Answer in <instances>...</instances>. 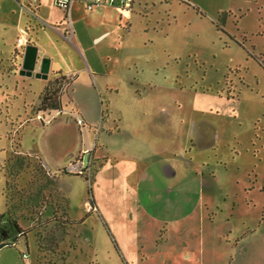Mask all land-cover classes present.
<instances>
[{
    "label": "rangeland",
    "instance_id": "obj_1",
    "mask_svg": "<svg viewBox=\"0 0 264 264\" xmlns=\"http://www.w3.org/2000/svg\"><path fill=\"white\" fill-rule=\"evenodd\" d=\"M40 3L22 18L40 59L66 72L93 50L114 68L76 70L62 111L41 112L48 80L17 74L15 42L0 215L35 221L0 264H264V0ZM66 21L70 40L52 31ZM0 22L10 35L17 17L0 8Z\"/></svg>",
    "mask_w": 264,
    "mask_h": 264
},
{
    "label": "crops",
    "instance_id": "obj_2",
    "mask_svg": "<svg viewBox=\"0 0 264 264\" xmlns=\"http://www.w3.org/2000/svg\"><path fill=\"white\" fill-rule=\"evenodd\" d=\"M83 0H76V2H82ZM51 2V0H50ZM75 1L70 5L68 12L71 11L74 8V4L76 3ZM9 8V12L11 15H15V18L17 17V23L15 25L14 30H12V32H10L9 35V29L6 27V25L2 22H0V24L2 23V25H0V65H2L0 67V73H4L2 75H7L9 74L10 76H14V68L11 69V71H7L8 68H6L10 62V55H11V51L14 48V44L16 42V37L17 36H26L27 34H25L23 29H27V27L25 25H22V18L27 17L29 20V15L27 13H29V10H33V12H35L34 10H38L41 7V3L40 0H0V8ZM101 7V6H99ZM98 8V7H97ZM34 22V21H33ZM36 23V22H34ZM37 25V24H35ZM39 29L42 27L38 26ZM56 27V29L54 28ZM52 27V31L58 35L61 36L62 32L60 27L57 26H53ZM103 33H101L102 35ZM100 35V36H101ZM9 38L8 41H6ZM62 37V36H61ZM99 36L95 37L94 40H98ZM37 40V39H36ZM36 40L33 42L30 40V38L28 37V43L29 44H33V45H37ZM8 48L6 50H2L3 47H7ZM38 51H39V47L37 46ZM90 51V50H87ZM92 54H94L96 56V60L93 58H85V63L82 62V64L79 65H75V68L73 69L72 67L74 66V64L72 65V67L69 66V70H67L65 72V70L62 69V67L60 66V64L58 62H55V60H53V57L50 56V63H49V73H48V77L46 80L48 81H53L54 79H58L59 76H63L64 78H68L69 80V87L70 90H72L71 87H75L74 82H75V78H76V70H80L83 73H86L87 75L89 74L90 76H88V78L93 79V75H95V73L97 74V71H100L102 74L101 76H105L108 77V75L110 74L109 72H111V70H113V65H109L108 63H106V65H103L101 63V60L99 59V57L96 55L95 51L91 50ZM39 53V52H38ZM82 53H83V49H82ZM15 64V63H14ZM99 64V65H98ZM16 65V64H15ZM19 67V66H18ZM53 67L56 68L54 71ZM6 68V69H5ZM5 69V71H3ZM19 69V68H18ZM52 72V73H50ZM55 73V74H54ZM94 80V79H93ZM95 81V80H94ZM106 88L108 87L107 83H106ZM44 88V87H43ZM111 135V134H110ZM184 151V148L182 149ZM181 150V151H182ZM172 156H175V153H172ZM190 160H188L189 162ZM192 162V161H191ZM191 164H194L193 162ZM144 167L140 168V172L144 171ZM145 173V172H144ZM3 212H1L2 215ZM263 221V220H262Z\"/></svg>",
    "mask_w": 264,
    "mask_h": 264
},
{
    "label": "trees",
    "instance_id": "obj_3",
    "mask_svg": "<svg viewBox=\"0 0 264 264\" xmlns=\"http://www.w3.org/2000/svg\"><path fill=\"white\" fill-rule=\"evenodd\" d=\"M69 80L70 79H68V78H64L63 76H59L55 85L52 82V84L43 88L41 95H40L39 111L43 112L45 109H48V110H55L58 112L61 110V100H60V96H59V94L61 93L60 86H62V84H65L67 86L69 84ZM67 82H68V84H67ZM75 175H78V174H75ZM1 197H3L2 199H4V201H5V195L2 194V192H1ZM65 199L66 200H62V201L64 202V207L66 210L67 204H68V199L67 198H65ZM3 206H4V209H6L5 202H4ZM66 215H67V213H66ZM68 219H69V217H68ZM34 221L35 220H15V219H12L11 217L9 218V216L3 217V215H0V224L4 225L3 227L0 226V243H1V246H12L15 244L14 241H12V242L9 241V237H11V235H14L13 237H15V240L19 236L26 237V233L30 232L32 230V228H27V226L30 225L29 223H34ZM83 222H84L83 219L77 220V221H74L72 219L64 220V223H68L70 225L83 224ZM30 227H32V226H30ZM25 241H26V239H25ZM25 244H26V242H25ZM71 249H73V248L70 247V250ZM22 254H24V253H21L20 258L23 259L24 257H22ZM68 254H69V252H68ZM37 258H38V253H37Z\"/></svg>",
    "mask_w": 264,
    "mask_h": 264
},
{
    "label": "water",
    "instance_id": "obj_4",
    "mask_svg": "<svg viewBox=\"0 0 264 264\" xmlns=\"http://www.w3.org/2000/svg\"><path fill=\"white\" fill-rule=\"evenodd\" d=\"M49 58H39L38 48L33 44H25L17 74L46 79L49 73ZM3 227V224H0Z\"/></svg>",
    "mask_w": 264,
    "mask_h": 264
},
{
    "label": "built area",
    "instance_id": "obj_5",
    "mask_svg": "<svg viewBox=\"0 0 264 264\" xmlns=\"http://www.w3.org/2000/svg\"><path fill=\"white\" fill-rule=\"evenodd\" d=\"M76 0H51V3L65 11V14L67 15L68 9L70 7V5ZM132 0H83L85 7L88 9H92L94 7H99L102 5H106V4H111V5H119L121 7H125L126 5H128ZM67 18V17H65ZM56 28V27H55ZM62 34L66 36V39L70 40L71 36L73 35V30L71 27V24L69 21H66V25L65 27L62 28L61 30ZM27 44V40L25 39L24 36H19L18 38H16V47L18 49H22L24 47V45ZM80 123L82 122V119L80 118L78 120ZM0 247H1V243H0ZM22 257H26L25 254H22Z\"/></svg>",
    "mask_w": 264,
    "mask_h": 264
},
{
    "label": "flooded vegetation",
    "instance_id": "obj_6",
    "mask_svg": "<svg viewBox=\"0 0 264 264\" xmlns=\"http://www.w3.org/2000/svg\"><path fill=\"white\" fill-rule=\"evenodd\" d=\"M22 49H24V47L22 48ZM19 68V67H18ZM57 78L56 79H54L53 81H48V86L50 85V84H52V82L54 83V85L56 84V82H57ZM45 87H47V86H45ZM65 87H66V85L65 84H62V86H60V88H61V92H63L64 90H65ZM43 90V89H42ZM62 107L63 106H61V110L60 111H58L59 113L62 111ZM41 117V116H40ZM39 117V118H40ZM82 119V118H81ZM191 145H194L193 143H192V141H191ZM11 236H14V235H11Z\"/></svg>",
    "mask_w": 264,
    "mask_h": 264
}]
</instances>
